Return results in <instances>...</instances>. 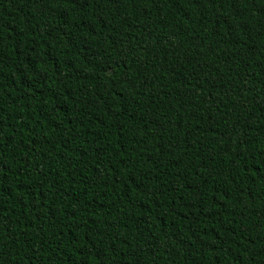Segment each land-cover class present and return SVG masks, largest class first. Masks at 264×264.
<instances>
[{"label":"trees","instance_id":"16d2710c","mask_svg":"<svg viewBox=\"0 0 264 264\" xmlns=\"http://www.w3.org/2000/svg\"><path fill=\"white\" fill-rule=\"evenodd\" d=\"M0 264H264V0H0Z\"/></svg>","mask_w":264,"mask_h":264}]
</instances>
